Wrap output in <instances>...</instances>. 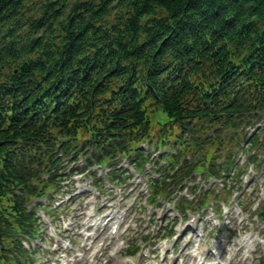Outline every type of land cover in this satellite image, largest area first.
<instances>
[{
  "label": "trees",
  "instance_id": "16d2710c",
  "mask_svg": "<svg viewBox=\"0 0 264 264\" xmlns=\"http://www.w3.org/2000/svg\"><path fill=\"white\" fill-rule=\"evenodd\" d=\"M261 121L264 0H0V264L35 237L30 204L59 184L63 158L175 143L174 169L206 138L220 165L213 148L174 176L199 163L220 175L226 148L264 137L249 136Z\"/></svg>",
  "mask_w": 264,
  "mask_h": 264
},
{
  "label": "rangeland",
  "instance_id": "374dc122",
  "mask_svg": "<svg viewBox=\"0 0 264 264\" xmlns=\"http://www.w3.org/2000/svg\"><path fill=\"white\" fill-rule=\"evenodd\" d=\"M186 194L187 195H193V193H191L190 191L189 192L187 191ZM176 199L174 200V199L171 198V200H173L172 203H174L176 201ZM165 212L168 213V211H165ZM161 224H163V223L162 222H158V226H160ZM148 232H149V227H147V228H141L140 227L139 230L135 234H133L132 232H130L127 235H128V238L129 239H132V238H135V237H141L142 235H145ZM155 238H159V237H156V235H154V233H153V235H151V237L148 239L151 242V247H148V250L149 251L151 250V256L150 257L148 256L149 258L148 257H145V256L142 257L139 254L136 255V261H139V258H140V264H154L155 262L160 263L159 262L160 259H159L158 255H157L158 252L156 251L155 253H153L155 251V249H154V246H153L152 243L155 240ZM162 240H163V238L162 239H159L158 245H159V243ZM189 259L192 260L193 259V256H190ZM45 264H53V263L46 261ZM110 264H111V262H110ZM253 264H264V252H262V250H259L258 258L253 262Z\"/></svg>",
  "mask_w": 264,
  "mask_h": 264
},
{
  "label": "bare ground",
  "instance_id": "6f19581e",
  "mask_svg": "<svg viewBox=\"0 0 264 264\" xmlns=\"http://www.w3.org/2000/svg\"><path fill=\"white\" fill-rule=\"evenodd\" d=\"M117 264H120V262H117Z\"/></svg>",
  "mask_w": 264,
  "mask_h": 264
}]
</instances>
